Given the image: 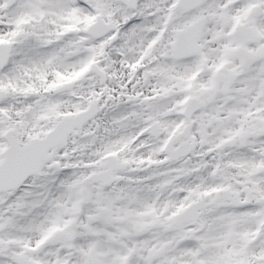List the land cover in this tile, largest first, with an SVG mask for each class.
Here are the masks:
<instances>
[{"label": "snow or ice", "instance_id": "1", "mask_svg": "<svg viewBox=\"0 0 264 264\" xmlns=\"http://www.w3.org/2000/svg\"><path fill=\"white\" fill-rule=\"evenodd\" d=\"M0 264H264V0H0Z\"/></svg>", "mask_w": 264, "mask_h": 264}]
</instances>
